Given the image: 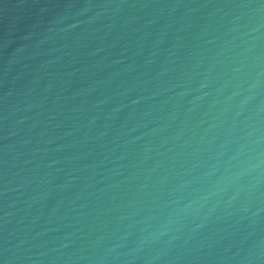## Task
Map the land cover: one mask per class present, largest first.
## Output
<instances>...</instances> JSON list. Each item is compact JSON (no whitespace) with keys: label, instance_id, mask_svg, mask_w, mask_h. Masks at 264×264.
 Returning a JSON list of instances; mask_svg holds the SVG:
<instances>
[{"label":"water","instance_id":"water-1","mask_svg":"<svg viewBox=\"0 0 264 264\" xmlns=\"http://www.w3.org/2000/svg\"><path fill=\"white\" fill-rule=\"evenodd\" d=\"M0 264H264V0H0Z\"/></svg>","mask_w":264,"mask_h":264}]
</instances>
